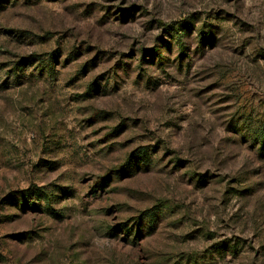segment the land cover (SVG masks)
Returning a JSON list of instances; mask_svg holds the SVG:
<instances>
[{
	"label": "rangeland",
	"instance_id": "rangeland-1",
	"mask_svg": "<svg viewBox=\"0 0 264 264\" xmlns=\"http://www.w3.org/2000/svg\"><path fill=\"white\" fill-rule=\"evenodd\" d=\"M250 125L264 0H0V264H264Z\"/></svg>",
	"mask_w": 264,
	"mask_h": 264
},
{
	"label": "trees",
	"instance_id": "trees-1",
	"mask_svg": "<svg viewBox=\"0 0 264 264\" xmlns=\"http://www.w3.org/2000/svg\"><path fill=\"white\" fill-rule=\"evenodd\" d=\"M187 29H188L187 27L186 28H182V29L179 28L175 33L179 34L182 37L186 33V31H188ZM173 31H175V30L173 29ZM180 49L182 51H184V44L183 43H181ZM25 65H26V62L22 63L21 64V69L24 68ZM44 68L45 67H43L42 70ZM247 129H248V132H245V136H244L245 141L247 143L257 147V149L259 150L260 154L262 156H264V126L259 125L257 128H255V127H251V125H250V126L247 127ZM140 153L142 154V156L144 158L145 157L148 158L147 151H141ZM133 167H134V164L128 163V165H125L124 167H121L120 169H117L116 173L119 174V173H123V172H126V171L128 172ZM105 179H106V176L103 177V181Z\"/></svg>",
	"mask_w": 264,
	"mask_h": 264
}]
</instances>
